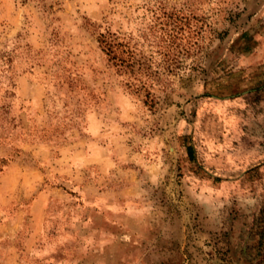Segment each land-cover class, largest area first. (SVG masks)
Here are the masks:
<instances>
[{
	"label": "rangeland",
	"instance_id": "rangeland-1",
	"mask_svg": "<svg viewBox=\"0 0 264 264\" xmlns=\"http://www.w3.org/2000/svg\"><path fill=\"white\" fill-rule=\"evenodd\" d=\"M107 31L138 47L152 105ZM13 48L0 264H264V0H0Z\"/></svg>",
	"mask_w": 264,
	"mask_h": 264
},
{
	"label": "trees",
	"instance_id": "trees-1",
	"mask_svg": "<svg viewBox=\"0 0 264 264\" xmlns=\"http://www.w3.org/2000/svg\"><path fill=\"white\" fill-rule=\"evenodd\" d=\"M98 43L103 53L107 56V59L117 68V71L120 74H127L129 78H132V80L127 82V85L136 91L143 90L146 92L145 103L152 105L154 102L153 99L149 98L151 95L149 82L142 77L143 75L150 76L151 74L149 72L145 74L149 67L143 65L139 57L140 51L136 44L131 43L124 36L110 31L99 32ZM23 53L27 54L26 56L33 61L31 67L37 64L34 59H37L38 53L34 54L29 45L25 44ZM16 55V48L0 52V71L10 73L7 77L9 79L8 86L13 89V96L18 88L17 77L19 76V70L14 59ZM2 109L4 110V114L8 113L5 105H3Z\"/></svg>",
	"mask_w": 264,
	"mask_h": 264
},
{
	"label": "crops",
	"instance_id": "crops-1",
	"mask_svg": "<svg viewBox=\"0 0 264 264\" xmlns=\"http://www.w3.org/2000/svg\"><path fill=\"white\" fill-rule=\"evenodd\" d=\"M15 167H16V163H15V161L12 160V161H10V163L5 167V169L0 174V190H1V186H2L1 185V179H2V177H4L7 173H9ZM4 200H3L2 197H0V233H1V226L3 224L11 223L13 221L12 218H9V217H5V219L3 220L2 207L8 205V203H9V201L7 202L5 200V202H4ZM38 200H39V198L38 199H35V201H38ZM32 237H34V233H29L28 239L30 240Z\"/></svg>",
	"mask_w": 264,
	"mask_h": 264
}]
</instances>
